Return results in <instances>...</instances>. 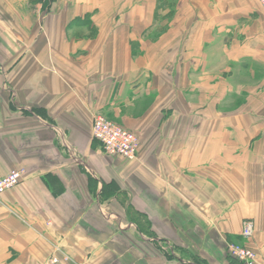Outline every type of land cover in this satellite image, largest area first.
I'll use <instances>...</instances> for the list:
<instances>
[{
    "label": "crops",
    "instance_id": "1",
    "mask_svg": "<svg viewBox=\"0 0 264 264\" xmlns=\"http://www.w3.org/2000/svg\"><path fill=\"white\" fill-rule=\"evenodd\" d=\"M96 112L135 159L101 149ZM19 169L0 264H243L229 242L264 264L259 1L0 0V177Z\"/></svg>",
    "mask_w": 264,
    "mask_h": 264
},
{
    "label": "built area",
    "instance_id": "2",
    "mask_svg": "<svg viewBox=\"0 0 264 264\" xmlns=\"http://www.w3.org/2000/svg\"><path fill=\"white\" fill-rule=\"evenodd\" d=\"M39 1L45 3L47 0ZM258 1L264 11V0ZM91 132L93 137L101 143L106 153L118 155L127 160L136 158L139 147V136L137 133L118 125L100 112L93 114ZM22 174L23 170L19 169L0 177V193L16 186L20 182ZM253 230V221L246 220L242 225L241 235L244 238H249ZM227 249L230 255L240 260L243 264H258L256 253L247 246L229 242L227 243ZM69 259L67 254L55 250L46 258L43 264H60L62 261L69 262Z\"/></svg>",
    "mask_w": 264,
    "mask_h": 264
},
{
    "label": "rangeland",
    "instance_id": "3",
    "mask_svg": "<svg viewBox=\"0 0 264 264\" xmlns=\"http://www.w3.org/2000/svg\"><path fill=\"white\" fill-rule=\"evenodd\" d=\"M100 145H101V143H100ZM101 149L103 150V148H102V145H101ZM105 152V151H104ZM13 171H15V170H13ZM12 172V171H11ZM23 175V174H22ZM105 214H106V212H105ZM106 216H108V214H106ZM136 216H139V214H137ZM121 218H124L123 217V214L121 215ZM115 219V218H114ZM115 220H117V219H115ZM246 220H250V219H246ZM245 220V221H246ZM244 223V222H243ZM72 260H71V258L69 259V262H71Z\"/></svg>",
    "mask_w": 264,
    "mask_h": 264
}]
</instances>
